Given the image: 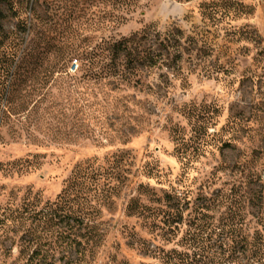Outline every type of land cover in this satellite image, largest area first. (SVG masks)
Wrapping results in <instances>:
<instances>
[{"label": "rangeland", "instance_id": "374dc122", "mask_svg": "<svg viewBox=\"0 0 264 264\" xmlns=\"http://www.w3.org/2000/svg\"><path fill=\"white\" fill-rule=\"evenodd\" d=\"M0 15V264H161L196 227L216 228L210 255L261 229L264 0H4ZM131 37L155 66L112 59ZM72 212L94 228L84 256L66 246L88 228Z\"/></svg>", "mask_w": 264, "mask_h": 264}, {"label": "trees", "instance_id": "16d2710c", "mask_svg": "<svg viewBox=\"0 0 264 264\" xmlns=\"http://www.w3.org/2000/svg\"><path fill=\"white\" fill-rule=\"evenodd\" d=\"M4 1V0H0ZM35 2V0H32ZM114 3H119L125 5L127 8L135 3V0H112ZM1 17V15H0ZM33 24L29 25V34L31 31L35 30ZM50 39L48 36L41 38V42H44L45 45L50 44ZM139 42L135 37L123 38L120 41H117L111 46L112 59H118L121 55L124 57L125 67L130 68V70H136L137 67H153L157 64L158 61L153 59L150 54L138 50ZM64 55V62L69 54ZM84 59V57H80ZM126 63V64H125ZM117 73L111 74L116 77ZM121 77H124L122 74ZM1 111V109H0ZM4 114V111H1ZM129 210H132L130 207ZM131 214V212H130ZM66 216H70L75 224H80V227H88L84 234H80V240H77V237H72L71 233L67 234L64 232V238H70L66 243V246H74L76 252L84 256L85 253L90 252L93 247H95L96 242L94 241L95 233L93 226L88 225L85 220L89 222V219L86 218V214L82 213H66ZM171 213H168L167 218L165 219V225H168L169 232H172L171 228ZM85 224V225H83ZM72 226V227H73ZM72 229V228H71ZM216 228L205 229L203 230L200 227H196L191 233L189 232L186 240L188 244V251H176L170 250L167 252L159 254V261L161 264H264V224L261 229L253 231V233L248 236L241 232V229L228 230L227 234L231 243H222L220 242L219 252H213L210 255V249L213 247L210 242L214 237H218L215 233ZM62 235V234H61ZM63 236V235H62ZM231 238V239H230ZM43 264H51L45 262ZM128 264V263H122ZM159 264V263H156Z\"/></svg>", "mask_w": 264, "mask_h": 264}]
</instances>
